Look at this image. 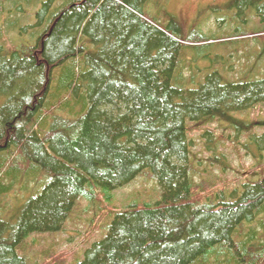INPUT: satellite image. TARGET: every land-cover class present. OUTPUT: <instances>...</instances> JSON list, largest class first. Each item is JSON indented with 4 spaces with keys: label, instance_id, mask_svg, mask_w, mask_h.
Returning <instances> with one entry per match:
<instances>
[{
    "label": "trees",
    "instance_id": "trees-1",
    "mask_svg": "<svg viewBox=\"0 0 264 264\" xmlns=\"http://www.w3.org/2000/svg\"><path fill=\"white\" fill-rule=\"evenodd\" d=\"M20 1L0 0V264H28L18 247L31 234L63 230L80 198L110 202L147 169L161 198L116 213L74 264H264V118L240 116L264 105V75L231 80L226 63L264 40V0H233L224 38L184 28L169 0H26L44 4L40 28L13 19ZM252 18L261 27L244 29ZM27 27L34 40L19 43L13 31ZM202 127L210 165L230 167L225 138L254 158L240 186L196 179Z\"/></svg>",
    "mask_w": 264,
    "mask_h": 264
},
{
    "label": "rangeland",
    "instance_id": "rangeland-1",
    "mask_svg": "<svg viewBox=\"0 0 264 264\" xmlns=\"http://www.w3.org/2000/svg\"><path fill=\"white\" fill-rule=\"evenodd\" d=\"M220 1V0H218ZM217 0H169L170 9L176 13L177 18L182 20L184 28L190 26H199L203 29L204 33L217 35L221 38L226 37L229 31L235 28L230 23L229 15L234 11L231 7L230 1L218 2ZM14 2V1H13ZM13 2L8 5L14 9ZM20 7L14 9L15 14H22L23 17H13L18 19L21 25H35L38 28L42 19L36 13L43 7L41 3L33 5L26 0L20 1ZM164 10L166 4L163 3ZM9 7V8H10ZM252 12L249 11V14ZM8 13L0 14L1 22L6 18ZM258 19L252 18L251 22H246L243 28L251 30L254 27H261L258 25ZM179 22V21H178ZM17 28L13 31L14 38L17 41L32 43L34 38L31 35V29ZM238 28V27H237ZM236 29V28H235ZM261 39L260 41H258ZM258 40H244L243 45L237 52L230 51L226 53L229 63L227 70L230 73V79H238L250 70L252 67L257 66L259 75H264V56L259 59L258 54L263 48L264 40L260 37ZM236 47V45H235ZM209 52L211 54H209ZM201 51L198 53L202 58L197 62L201 65H210L215 55L219 56L218 47H215V52ZM232 52V53H231ZM215 53V55H214ZM197 54V52H196ZM195 54V55H196ZM214 58V59H213ZM221 58L219 57V60ZM216 61V60H215ZM218 61V59H217ZM186 74H189L188 68ZM1 105V103H0ZM243 118L252 120H260L264 118V105H259L254 110L245 112L240 115ZM211 129H215L216 134L225 132L226 136L233 138L234 132L231 130H224L218 127L217 122L209 124ZM204 127L200 131L193 132L194 143L192 147L193 154H196L197 162L201 161L200 169L202 172L196 176L197 180L202 177L207 180L213 181L216 186L226 185L227 188H235L240 186L248 179V172L252 166H255L254 158L246 153L241 144H235L230 139H223L222 145L219 146L228 156L230 167L223 172L218 165H210L207 161L210 152L205 150L202 141L199 139L200 134L203 132ZM261 132L260 128L256 129ZM247 135L241 136V142L246 140ZM15 196V194H13ZM161 198V188L158 181L153 177L151 169H147L144 173L135 178L132 182L124 187L118 188L113 191V198L110 202L104 200L102 203L98 202L93 205L87 199L80 198L74 210L67 219L64 229L57 233H33L26 241L18 247V253L28 260V264H55L58 255L67 257L64 264H74L77 259L84 258L86 249L90 248L92 243L102 239L106 235L107 224H110L120 210L125 209L132 203L144 205L146 203H155ZM11 200V199H9ZM26 197H20L10 202L7 201L9 206V213L5 215L10 218L16 214L19 207L25 202ZM102 201V197L100 198Z\"/></svg>",
    "mask_w": 264,
    "mask_h": 264
},
{
    "label": "flooded vegetation",
    "instance_id": "flooded-vegetation-1",
    "mask_svg": "<svg viewBox=\"0 0 264 264\" xmlns=\"http://www.w3.org/2000/svg\"><path fill=\"white\" fill-rule=\"evenodd\" d=\"M218 1V0H217ZM226 1H228V0H220L219 2H226ZM234 4V3H233Z\"/></svg>",
    "mask_w": 264,
    "mask_h": 264
},
{
    "label": "bare ground",
    "instance_id": "bare-ground-1",
    "mask_svg": "<svg viewBox=\"0 0 264 264\" xmlns=\"http://www.w3.org/2000/svg\"><path fill=\"white\" fill-rule=\"evenodd\" d=\"M22 52V51H21ZM21 166V165H20ZM25 168V167H24ZM21 179V178H20Z\"/></svg>",
    "mask_w": 264,
    "mask_h": 264
}]
</instances>
